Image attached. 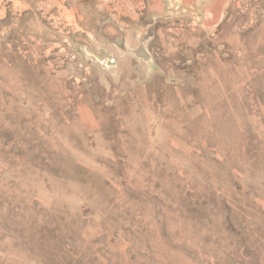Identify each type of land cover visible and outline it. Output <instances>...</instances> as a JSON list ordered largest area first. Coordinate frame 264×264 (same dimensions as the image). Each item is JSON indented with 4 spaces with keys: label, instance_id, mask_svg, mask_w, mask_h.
Segmentation results:
<instances>
[{
    "label": "rangeland",
    "instance_id": "obj_1",
    "mask_svg": "<svg viewBox=\"0 0 264 264\" xmlns=\"http://www.w3.org/2000/svg\"><path fill=\"white\" fill-rule=\"evenodd\" d=\"M0 264H264V0H0Z\"/></svg>",
    "mask_w": 264,
    "mask_h": 264
},
{
    "label": "water",
    "instance_id": "obj_2",
    "mask_svg": "<svg viewBox=\"0 0 264 264\" xmlns=\"http://www.w3.org/2000/svg\"><path fill=\"white\" fill-rule=\"evenodd\" d=\"M213 10H215L214 7H211V9L208 10L207 13H205V23H211L212 20H214L213 23H215V21H217L218 18V13H213Z\"/></svg>",
    "mask_w": 264,
    "mask_h": 264
}]
</instances>
